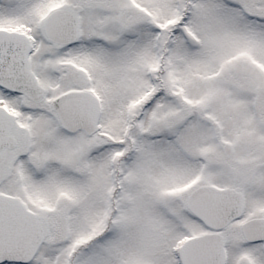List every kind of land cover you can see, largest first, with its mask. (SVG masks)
<instances>
[{"label":"snow or ice","instance_id":"snow-or-ice-1","mask_svg":"<svg viewBox=\"0 0 264 264\" xmlns=\"http://www.w3.org/2000/svg\"><path fill=\"white\" fill-rule=\"evenodd\" d=\"M0 264H264V0H0Z\"/></svg>","mask_w":264,"mask_h":264}]
</instances>
